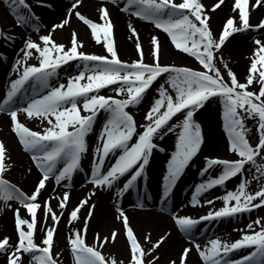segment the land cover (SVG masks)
<instances>
[{
	"label": "snow or ice",
	"instance_id": "snow-or-ice-1",
	"mask_svg": "<svg viewBox=\"0 0 264 264\" xmlns=\"http://www.w3.org/2000/svg\"><path fill=\"white\" fill-rule=\"evenodd\" d=\"M116 2L117 0H113V3ZM81 3L82 0H73L66 18L54 24L50 32L39 35L38 40L29 38L24 42L20 49L23 55L14 65L17 78L10 81L6 97L0 103V112L10 116L11 130L24 150L31 154V160L41 173L31 194L7 180L3 173L11 167L8 163L10 157L6 145L0 141V202L13 207L14 230L17 234L15 242L8 235L0 237V253L6 256V264H25V254L30 258V264H61L58 259L61 252L54 251V237L60 215L54 211L51 197L43 202L38 197L50 177H54L59 185L62 181L70 180L80 168L82 155L88 150L86 136L92 131L97 113L101 110L108 114V118L100 134V145L96 148L91 166L92 194L97 188L111 189L120 177L129 172V178L117 189V193L122 195L133 187L149 163L152 150L157 147L154 137L167 127L169 132L178 131L175 149L167 161V173L163 177V196L167 198L177 178L201 149V124L195 119L194 113L211 98L222 104L228 150L234 154V158L204 157L201 175L207 174L214 166H221V170L219 175L211 176L195 187L192 204L201 203L198 196L204 191L242 174L247 164L256 166L259 178H264V164L257 165L256 160L258 156L264 155V39L257 38L254 41L255 47L250 54V64L243 82L221 54L219 61L223 62L222 70L218 66L217 57L234 33L251 29L264 30V19L256 24L250 22V9L264 5V0H254V3H250V0H233L232 11L237 14L226 19L218 37L210 26L209 6L202 0H127L125 11L154 23L156 28L167 34L177 50L193 57L202 66L200 69L161 63L162 45L158 36L151 37L149 54L152 60L147 61L139 32L131 23L128 25L132 34L130 38H135L138 58L131 61L121 59L108 7L99 6L98 16L102 22H97L78 10ZM224 3L225 0H216L211 5V11L219 9ZM10 7L17 24L31 23L32 16L22 11L30 7L26 0H10ZM73 13L88 26L97 43L103 41L105 54L80 50L83 41L78 38L75 30L71 33L68 45L55 40L53 33L68 25ZM34 30L38 31V28ZM4 38L14 40V36L10 34H4ZM33 56L37 57L38 62L28 63ZM77 59L84 62L83 70L75 76H69L66 84L61 83L50 91L35 95L23 108L13 107L14 98L22 91L26 82L36 81L42 87H47L49 78L56 74L61 65ZM162 74L167 75L165 83L174 89L175 95L161 84L158 97L146 113L147 123L142 125V131L137 132V121L127 109L130 105H139L147 90ZM112 85H115L113 91L116 95L100 94L101 89ZM253 85H258V89ZM21 112L29 119L39 118L44 125L43 130H34L22 122L19 119ZM178 113L181 120L169 127V122ZM248 118L255 121L258 130L255 144L247 136ZM134 137L136 139L133 142ZM112 153L118 154L105 170V160ZM58 163L63 166L58 167ZM248 184L247 178L242 179L236 190L227 191L223 196V206L209 210L203 216L194 218L176 215V225L189 234L191 240V230L201 220L232 216L264 206V184L258 185L255 191H249ZM69 198L70 193L63 192L57 207L63 210ZM13 200L27 211L30 219L22 215L21 208L9 203ZM206 202L211 204L213 201ZM87 203L88 198H82L71 210L69 224L79 219V210ZM41 208L45 219L50 217L51 224L44 226L42 238L37 242L35 233L40 219L37 210ZM92 212L93 208L89 207L81 229L68 237L74 264H155L158 261L159 257L154 250L165 241L168 233L155 241H151L150 236L146 235L144 239L151 242V247L145 249L130 226L126 213L123 209H118L128 245V259H118L115 255L106 256L102 249L110 239H116L117 231L113 230L109 236L103 237L97 234V243H87L84 234ZM256 225H260L258 230L244 232L240 238L231 242L215 238L203 247L199 242H194L203 264H264V218L258 217L247 228L251 230ZM242 246H255V250L239 260L225 259L232 250ZM190 252L191 245L184 247L178 258L170 260L169 264H187ZM149 254L150 258H146Z\"/></svg>",
	"mask_w": 264,
	"mask_h": 264
},
{
	"label": "bare ground",
	"instance_id": "bare-ground-1",
	"mask_svg": "<svg viewBox=\"0 0 264 264\" xmlns=\"http://www.w3.org/2000/svg\"><path fill=\"white\" fill-rule=\"evenodd\" d=\"M210 0H202V2L209 6V11L211 12V28L214 34L218 37L222 30V26L226 19L232 15H236L232 11L233 0H225V3L217 10L211 11L210 5H208ZM216 0L213 2L215 3ZM27 5L30 7L22 9L25 13L32 16L31 24L27 25H17L14 23L15 15L12 8L10 7V0L7 3L4 0H0V22L3 26V33L10 34L14 36V40L8 39L7 44L2 45V50L6 52L7 58L0 62V95L7 94L10 87V81L17 78V73L14 70V65L17 59L23 55L22 52L19 54L16 52V47L23 48L24 42L31 39H38L39 35L47 34L51 31L54 24L59 23L64 18H66L68 9L70 8L73 0H26ZM127 0H117L113 3V0H82L81 5H78V10L86 15L87 17L93 19L97 22L99 21L98 9L100 5H106L110 11L111 19L114 24V36L115 43L118 49V53L121 59L131 61L138 58L137 50L135 48V38L129 30L128 25L133 24L139 32L140 42L143 46L145 52V59L151 62L152 57L149 54V49L151 48V37L158 36L161 45L162 53L160 62L168 64H178L180 62L195 63L196 60L177 50L174 45H172L170 38L161 29L155 27L154 23L146 21L142 18H138L133 12L125 11L124 6ZM250 3H254V0H250ZM264 11V5L252 7L250 9V19L260 11ZM261 19H264V13H261ZM14 20V21H13ZM251 22V20H250ZM257 22V23H258ZM256 24L255 22H251ZM34 28H38L34 30ZM75 30L78 33V38L83 41V45L80 50L89 53L105 54L106 49L101 43H97L91 36L90 29L82 21H80L75 14L70 18V23L62 28H58L53 33L56 41L70 44L71 33ZM37 33L36 37L35 34ZM264 39V30L251 29L248 31L234 33L222 48V54L228 57L229 64L231 68L236 72L238 78L243 82L247 73V69L250 64V54L252 53L255 44V39ZM103 49V50H102ZM37 57L33 56L29 58L28 63H37ZM73 64V63H72ZM68 64L62 68L66 75L75 71L82 70L83 66ZM218 66L223 67L218 63ZM61 71L57 73H63ZM226 73V72H225ZM60 74H58L59 76ZM227 76V74H226ZM53 77V76H52ZM51 77V78H52ZM68 76H64L65 81L61 83H67ZM51 81V80H50ZM40 84L36 81L28 82L23 89V95L14 98L13 107L23 108L27 105L30 98L34 97L39 93ZM51 84L48 83L47 91H50ZM150 89L147 90L144 98L139 105H130L131 110L139 109L146 103L150 102L156 95L151 92ZM113 95L116 93L111 89ZM108 92V91H107ZM100 92L103 95H112L111 93ZM121 98H123L121 96ZM0 103L1 99H0ZM223 111L220 109L218 113L214 110V103H209L206 106L204 112L199 115L196 111L194 113L195 119L201 124V132L203 136V141L201 144V149L198 154L190 161L182 172V177L178 179L181 182V187L177 194L169 203L165 198L162 199V195L159 196L160 192L164 191L161 186L162 174L167 173V161L169 160L170 150L175 149V139L178 135L177 132H170L161 140L160 148L155 147L149 157V163L145 166V169L137 179L139 187L145 184L146 187L153 189L156 196L154 202L145 201L134 202L128 191L124 192L122 195H118L114 191L118 182L113 185L111 189L109 188H97L95 193H91L93 185L90 183V173L93 159L96 155V148L100 145V134L107 120V113L101 110L98 114L96 124L94 123L92 131H90L87 136L88 150L82 155L80 168L75 171V175L72 177V185L67 186L66 181H62L59 185L56 184L55 178L50 177L46 182V187L42 190V194L38 199L43 202L49 197H51V203L54 211L60 215V220L57 222V227L54 237V251L61 252V256L58 258L61 264H74V256L71 252L68 237L72 235L76 230L81 229L84 224V217L88 214V208L92 207L93 212L89 217L87 223V231L84 234L86 242L89 244H95L96 235L99 234L101 237L109 236L113 230L117 231V237L114 241L111 239L105 243L102 251L106 256L115 255L118 259L127 260L129 255L128 245L126 241V236L124 234L123 222L119 218L118 209H123L129 218V224L134 229V232L144 246L145 249L151 247V242L144 239L146 235H149L151 241H155L159 236L168 233L165 241H162L161 245L157 246L154 250L155 254L158 255L159 259L155 264H169L170 260L177 259L184 247L191 245V252L187 258V264H203V261L198 255V251L195 248L194 242H199L201 246L208 244L211 239L219 238L222 241L230 238H240L244 232L258 230L260 225H256L254 229H248L247 225L254 222L258 217L264 218V208L256 213L253 217L246 218L244 221L235 224L236 227L233 230L222 232L221 228H225L227 225L234 223L232 220L218 222L217 225L212 228L214 221L208 220L199 221L194 227H196V232L191 233V240L189 239V234L181 231L175 223L176 215H189L191 217H199L205 215L209 210L218 209L223 206V196L225 193L219 190H212L210 192L201 193L198 198L201 203L193 205L192 196L195 192V187L200 183L204 182L208 175L201 176V169L204 167L205 156H220L224 158H234V154L228 150L227 132L223 127V118L219 119L220 113ZM19 119L24 122L27 126L33 128L34 130H43V124L40 122L39 118L29 119L26 114L21 112L19 114ZM251 118L246 120V124L250 125V135L253 136L255 133V128L250 124ZM46 123V121H44ZM99 127V130L96 128ZM136 138H133V142ZM0 141H3L7 148L8 157L10 160L8 163L11 165L5 170L3 176L22 189L24 192L31 194L34 190L35 184L41 176L40 171L35 167L34 162L31 160V154L24 150L23 146L18 140V137L10 128V116L7 113L0 112ZM163 146V148L161 147ZM118 153L110 154L104 164L105 170L112 162H114V157ZM215 154V155H214ZM62 163H58V167ZM31 169V171H29ZM221 166L212 167L208 173L211 176L219 175ZM130 174V172H129ZM201 176V177H199ZM136 182V183H137ZM235 185V184H234ZM233 185V186H234ZM160 188V190H159ZM218 188V187H217ZM68 191L70 193V198L63 210L57 207L58 200L63 192ZM117 191V190H116ZM140 191H144V187H140ZM175 191V189H174ZM174 193V192H173ZM172 193V194H173ZM163 194V193H162ZM88 198V203L82 206L79 210V219L73 221L69 224V213L71 210L79 203L82 198ZM213 201L211 204L206 201ZM16 208H21L22 215L29 216L27 211L22 208V206L16 201H10ZM127 203L131 204L127 207ZM143 205V207H141ZM155 207V208H154ZM173 212L168 214L167 212ZM37 215L39 219V226L35 233V238L37 242H40L44 230V226L51 224L50 217L47 220L44 217L43 208L37 210ZM210 224V225H209ZM26 227V226H25ZM218 230L219 232L213 237H207L213 230ZM221 230V231H220ZM200 232V236L196 238L197 233ZM8 235L11 237L12 242H15L17 234L14 230V210L13 207H7L0 202V236L3 237ZM205 237L204 241H198ZM231 242V241H230ZM251 251L255 250V246H248ZM150 255L146 258H150ZM243 255H239L235 260H239ZM27 260L26 264H30V258L28 256L24 257ZM6 262V256L0 253V264ZM26 262V261H25ZM6 264V263H5Z\"/></svg>",
	"mask_w": 264,
	"mask_h": 264
},
{
	"label": "rangeland",
	"instance_id": "rangeland-1",
	"mask_svg": "<svg viewBox=\"0 0 264 264\" xmlns=\"http://www.w3.org/2000/svg\"><path fill=\"white\" fill-rule=\"evenodd\" d=\"M215 0H210L209 1V3H208V5H210V7H211V5L213 4V2H214ZM264 13V11L262 10V11H260V12H257L250 20H251V22H255V23H257L258 22V19L260 18V16L262 15L261 13ZM15 20V21H14ZM13 21H14V23L16 24V19H14ZM0 27H1V31H4V29H3V26H2V23L0 22ZM36 35H37V33L35 34V37H36ZM3 44H7V43H5V39H1V48H2V45ZM20 46H18V47H16V51H19V48ZM103 50V49H102ZM2 54H4V52L2 51ZM6 54V53H5ZM4 54V55H5ZM138 54V53H137ZM222 54V52L221 53H218L217 54V57H218V63L223 67V62H221V61H219V56ZM223 55V54H222ZM223 58H224V60L225 61H227L228 62V64H229V60H228V57L227 56H225V55H223ZM1 62V61H0ZM73 63V64H72ZM72 63H70V64H72V65H74V64H76V65H80V66H83L84 65V62L83 61H81V60H76V61H74V62H72ZM175 65H178V66H191V67H193V68H197V69H200V68H202V66H200L199 65V63L196 61L195 63H186V62H180V63H178V64H175ZM231 64H229V66H230ZM232 66V65H231ZM230 66V67H231ZM62 70V68L60 67V68H58L57 69V72H59V71H61ZM82 70H83V68H82ZM79 71H81V70H79ZM79 71H77V72H75V71H73V72H71V73H69L68 75H65V72H63V70H62V72L63 73H57L56 72V74L55 75H53V77L51 78V83L52 84H54V85H51L50 86V88L51 87H56L58 84H59V82H64L65 80H64V77L63 78H59V76L61 75V76H75ZM58 74H60L59 76H58ZM225 78L227 79V76H226V73H225ZM58 79V80H57ZM56 80H57V82H56ZM167 80V75L166 74H162L161 75V77H158L157 78V80L156 81H154L153 82V85H152V87H151V92H153V94L154 95H156V97H154L150 102H148V103H146L145 105H143L142 107H140L139 109H134V110H131V108H129L128 107V111H130L132 114H133V116L135 117V119H136V121H137V124H138V128H137V132H140V131H142L143 130V128H142V125H144V124H146L147 123V121L145 120V116H146V113H147V111L149 110V108H150V106H151V104L154 102V100L158 97V89H159V86L161 85V84H164V86L166 87V88H168V90H169V92H171L173 95H175V91H174V89H172L171 88V86L169 85V84H167V83H165V81ZM115 87V85H112V87L111 86H107V87H105V88H103V89H101L100 90V92H102V91H104V92H107V94H109V93H113L112 91H111V89H113ZM252 87H255V88H257L258 89V85H253ZM109 88H110V90H109ZM47 90V89H46ZM38 94H42L41 92H39ZM114 94V93H113ZM112 94V95H113ZM214 103V110L216 111V113H218L219 112V110L221 109L222 111H223V108H222V104L217 100V99H215V98H211L210 99V101L209 102H206V104H205V106H203L201 109H198L197 110V112H199L200 111V113H198L199 115H201L203 112H204V110H205V108H206V106L207 105H209V103ZM223 113V112H222ZM222 113H220V115L223 117V115H222ZM98 114H100V113H97V116H96V119H95V124H96V120H97V118H98ZM222 117H220V119L222 118ZM107 118H108V114H107ZM181 115L178 113L177 115H175L174 117H173V119L169 122V127L171 126V125H173V124H177L180 120H181ZM250 124L251 125H253V127H256V123H255V121H253L252 119H251V121H250ZM94 125V124H93ZM246 127L248 128V132H247V136H248V138H249V140H250V142L251 143H253V144H255L256 142H257V140H258V130H257V128H255L256 130H255V133L256 134H254L253 136H249L250 135V133H249V131H250V125H248V124H246ZM96 130H99V127H97L96 128ZM174 132H177L178 133V131L177 130H173ZM170 132L168 131V128L167 127H165L164 129H163V131L162 132H159L155 137H154V144L155 145H160V143H161V140H163L164 138H165V136L166 135H168ZM134 138H136V137H134ZM162 148H163V146H161ZM172 151H174V149H172V150H170V153H169V159H170V156H171V153H172ZM215 155V154H214ZM216 156H218V155H216ZM256 160H257V165H262V164H264V155H262V156H258L257 158H256ZM62 166V165H61ZM255 168H256V166H254V165H252V164H247L246 165V167H245V171L242 173V174H238L237 176H235V177H232V178H230V179H228L224 184H222V185H219V187L217 188V187H214V188H212L213 190H219V188H221V191H223V193H225L226 194V192L227 191H234V190H236L237 189V186H238V184H239V182L242 180V179H245V178H247L248 180H249V184H248V190L249 191H255V190H257V188H258V185H260V184H264V178H259V176H260V174H258V173H256V170H255ZM165 171H167V169L165 170ZM163 174H165V173H163ZM162 174V175H163ZM253 177H257V178H253ZM127 179L129 178V176H127L126 177ZM207 180V179H206ZM235 184V185H234ZM122 185H123V183H122V180H119L118 181V185H116V189L114 188V191L115 192H117L116 190L118 189V188H120V187H122ZM234 185V186H233ZM180 187H181V182L179 183V185H178V187L176 188V190L174 191V193L172 194V196L170 197V199L172 200H174V196L177 194V192L179 191V189H180ZM210 191H212V190H209L208 192H210ZM220 191V190H219ZM169 199V200H170ZM198 199H200V198H198ZM172 201H170V203H171ZM256 201H254V203H255ZM233 203H234V201H233ZM135 204V203H134ZM129 205H131V204H129V203H127V207H130ZM155 208V207H154ZM264 208V206H261V207H258V208H254V209H252L251 211H244V212H240V213H237V214H235V215H232V216H226V217H222V219H217L215 222H214V224L212 225V228H214L216 225H217V223L218 222H222V221H227V220H232L234 223H232V224H229V225H227L225 228H221V230H222V232L224 231V232H226V231H230V230H233L235 227H236V225L235 224H237V223H240V222H242V221H244L246 218H250V217H253L254 215H256V213L257 212H259L261 209H263ZM173 212H171V214H172ZM28 217V216H27ZM29 219H30V217H28ZM227 222H229V221H227ZM230 223V222H229ZM220 230V231H221ZM194 232H196V230H194ZM193 232V230H192V234L194 233ZM219 232V229L218 230H213L210 234H208L207 235V237H213V235H215V234H217ZM198 235H200V234H198L197 233V236ZM1 237V236H0ZM200 238H202V239H200V240H198V241H204L205 239V237H200ZM17 239V238H16ZM235 239H238V238H228L227 239V241L228 242H230V241H234ZM16 241V240H15ZM224 241H226V240H224ZM236 253H233V251H231L230 253H232V254H230L229 253V255L227 256L228 257V259H230V260H232V259H235L236 257H237V255H239L241 252H242V254H246L247 252H248V250L247 249H241L240 251H235ZM25 256H27V254H25ZM109 256H111V255H109ZM227 258H226V260H228ZM26 262H25V264L27 263V260H25ZM6 262H3V264H5ZM162 264V263H161Z\"/></svg>",
	"mask_w": 264,
	"mask_h": 264
}]
</instances>
